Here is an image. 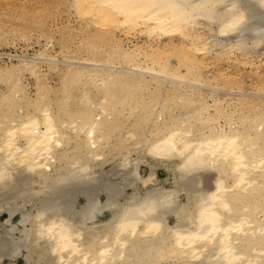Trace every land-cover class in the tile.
<instances>
[{"label":"bare ground","instance_id":"6f19581e","mask_svg":"<svg viewBox=\"0 0 264 264\" xmlns=\"http://www.w3.org/2000/svg\"><path fill=\"white\" fill-rule=\"evenodd\" d=\"M60 3L73 46L0 10V48L40 47L0 52V264H264L261 88L203 71L264 66V0Z\"/></svg>","mask_w":264,"mask_h":264},{"label":"rangeland","instance_id":"374dc122","mask_svg":"<svg viewBox=\"0 0 264 264\" xmlns=\"http://www.w3.org/2000/svg\"><path fill=\"white\" fill-rule=\"evenodd\" d=\"M60 1L62 0H0V10H12V7L15 4L18 3H23L24 5H32L34 7H36L39 10L36 11L38 13V15H42V13L44 12V14L46 15V24L49 27H55V25L57 26L58 23H65L70 21L72 23V25L76 28V30L72 31L70 37L68 38V45L73 46L74 42L77 41L79 39L80 36V31H78L77 29H79V23L83 22L82 20H80L78 18V20H75V16L73 14V12L71 10H69L68 8L66 10L63 11V9L61 8L62 4L60 3ZM58 8V10H57ZM47 10V11H46ZM35 12V14H36ZM51 12V14H49ZM63 12V13H62ZM56 13V14H55ZM72 17H71V16ZM121 32L117 31V35H119ZM124 34L121 33L119 36H123ZM77 36V37H76ZM88 39V36H87ZM144 38H140L138 35H136L135 37H133V44L137 43V42H144L143 40ZM55 45H54V49L55 50H60V46H59V41L57 40V38L55 39ZM59 42V43H58ZM165 43V41L161 42V44ZM40 48L39 45L37 43H35V45L33 47L28 46V44L26 43H17L16 45H8V46H3L0 48V52L2 53H11L16 54V53H21L22 50H26L29 53H33L36 49ZM4 59L8 60V57H4ZM211 59L214 58H207L204 61L208 64L207 67L203 68L204 71V75L206 74V76L212 75V74H222L220 75L221 78H224V82L229 80L228 76L230 75H234L235 77H237V81L239 83V85L246 91V92H255L256 89H260L259 91H256L257 93L260 91L264 92V66H260V68L258 69L259 71H254L251 68V65L248 64L246 62V64L244 63V65H242L243 63H238V62H233V61H225V60H216V61H212ZM174 62V61H173ZM226 78V79H225ZM256 83V85H255ZM236 86V84H233L231 86V88L233 89ZM260 88H259V87ZM255 92V93H256ZM253 95L254 99H258L261 101H264V94L261 92L260 94ZM254 94V93H253ZM221 96H224V93L220 94ZM236 99V95L232 94V95H227V97ZM260 96V97H259ZM262 98V99H261ZM130 147V150H128L127 152L125 151V154H131L133 160L135 159H140V157L138 156L135 147L132 145L135 144L133 140H130L129 142H127ZM141 145V144H140ZM134 151V152H133ZM106 166V165H105ZM109 166L107 165V168ZM140 172L143 176L147 175L149 173V169L145 167V164L141 163L140 166ZM157 177L160 181H165V179L167 178V173L165 172V170L161 167H158V173H157ZM168 188L171 187V184L169 181H166V183H164ZM27 187L29 185H26ZM29 188V187H28ZM181 199L184 201L185 200V196L181 195L180 196ZM83 201V198H81ZM18 202L19 204H23L25 201L23 198H18ZM2 201L1 204H5L6 202L4 201V199L2 198L0 200V202ZM12 201V200H11ZM14 202V201H12ZM26 207L29 209H31V205L28 203L26 205ZM18 217L15 218V223L19 222V219L21 218L20 214L17 215ZM7 217V214H5L3 217H1L2 221H5ZM8 262V261H7ZM177 261V264H183L181 262ZM17 264H25L24 259H18L16 261ZM176 263H170V264H176ZM185 264H203V263H185Z\"/></svg>","mask_w":264,"mask_h":264}]
</instances>
